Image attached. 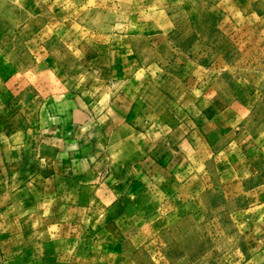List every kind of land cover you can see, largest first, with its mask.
Instances as JSON below:
<instances>
[{"label": "rangeland", "instance_id": "1", "mask_svg": "<svg viewBox=\"0 0 264 264\" xmlns=\"http://www.w3.org/2000/svg\"><path fill=\"white\" fill-rule=\"evenodd\" d=\"M263 99L264 0H0V264H237L205 139Z\"/></svg>", "mask_w": 264, "mask_h": 264}, {"label": "crops", "instance_id": "2", "mask_svg": "<svg viewBox=\"0 0 264 264\" xmlns=\"http://www.w3.org/2000/svg\"><path fill=\"white\" fill-rule=\"evenodd\" d=\"M53 102L51 111L61 113L63 102ZM234 109L236 116L220 130L218 143L205 139L207 148L217 152L215 161L220 159L218 183L210 181L205 192L218 197L217 204H211V211L220 214L223 222L232 227V233H236L225 243L230 248L226 255L234 257L237 264H264V114L253 120L256 125L243 127L255 111ZM80 112L76 110L74 117H79ZM233 131L238 136L236 142H222ZM219 143L224 144L218 147Z\"/></svg>", "mask_w": 264, "mask_h": 264}]
</instances>
